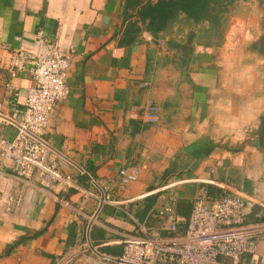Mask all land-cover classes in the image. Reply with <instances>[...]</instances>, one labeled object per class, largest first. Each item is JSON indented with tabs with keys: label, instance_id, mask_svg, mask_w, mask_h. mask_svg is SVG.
I'll return each instance as SVG.
<instances>
[{
	"label": "crops",
	"instance_id": "obj_1",
	"mask_svg": "<svg viewBox=\"0 0 264 264\" xmlns=\"http://www.w3.org/2000/svg\"><path fill=\"white\" fill-rule=\"evenodd\" d=\"M148 1L0 0V139L17 136L34 85L28 66L10 76L12 51L34 52L39 37L55 42L70 63L68 95L39 138L72 180L45 187L36 172L19 178L13 162L0 160V264L80 263L89 244L120 256L139 224L166 227L146 215L170 194L176 211L201 190L209 200L259 194L263 202L262 149L247 134L261 122L264 95L228 40L236 10L197 24L179 13L152 34L139 16ZM148 101L160 108L154 124L145 120ZM127 168L139 176L121 187ZM257 243L264 248V236Z\"/></svg>",
	"mask_w": 264,
	"mask_h": 264
},
{
	"label": "built area",
	"instance_id": "obj_2",
	"mask_svg": "<svg viewBox=\"0 0 264 264\" xmlns=\"http://www.w3.org/2000/svg\"><path fill=\"white\" fill-rule=\"evenodd\" d=\"M27 66L34 85L27 92L17 136L12 141L0 139V160L13 162L19 178L36 172L42 186L68 188L71 178L48 161L50 150L35 137L39 138L48 127L55 106L68 95L69 59L55 42L39 37L34 52L12 51L10 76L16 77ZM159 113V106L146 102L144 116L148 123H156ZM138 176L137 168L121 170V187L135 182ZM3 199L0 197V201ZM254 204L241 195L209 200L201 190L185 218L177 213L176 197L170 194L162 207L152 208L146 215L147 219L165 221L166 227L158 229L144 221L138 225L137 235L123 238L120 256L94 250L100 255L97 256L86 248L80 263H72L74 256H71L61 264H264V248L259 249L257 243V238L264 236V214L258 212L249 221ZM182 226L186 230L180 235L178 230Z\"/></svg>",
	"mask_w": 264,
	"mask_h": 264
},
{
	"label": "trees",
	"instance_id": "obj_3",
	"mask_svg": "<svg viewBox=\"0 0 264 264\" xmlns=\"http://www.w3.org/2000/svg\"><path fill=\"white\" fill-rule=\"evenodd\" d=\"M221 0H154L148 1L139 13L140 21L147 22L145 32L158 33L163 31V24L166 21L174 20L179 13H185L194 23L201 22L204 17L211 21L217 20L218 15L224 11ZM156 196L146 198V210L155 201ZM191 205L179 203L177 213L185 218L189 216ZM186 226L179 228L178 233L184 234Z\"/></svg>",
	"mask_w": 264,
	"mask_h": 264
},
{
	"label": "rangeland",
	"instance_id": "obj_4",
	"mask_svg": "<svg viewBox=\"0 0 264 264\" xmlns=\"http://www.w3.org/2000/svg\"><path fill=\"white\" fill-rule=\"evenodd\" d=\"M235 10L236 14L234 15V18L232 17L228 23V26H235L231 32L230 30L228 31V40L229 42H233V48H236V51L240 52V54H242V56L244 57V61L241 63V66H243L242 68L244 69L250 66L255 69L252 70L256 73V78L259 82L258 88L261 89L262 78L260 77L258 68H260L262 61L254 57L249 51L250 44L253 43L256 37V27L258 24L259 14L255 9L254 2H252L251 0H238V6H236ZM236 31H238V36L236 42H234V39L232 38L235 37ZM258 94H261V92ZM255 128V126H252V132L250 131V129V132L248 131L249 133L247 132V135H249L250 137H257ZM258 195L259 194L254 197L252 196V200L254 201V203H257V206H259L260 208L259 210L264 212V197L262 198V202L258 198ZM260 204L262 206H260Z\"/></svg>",
	"mask_w": 264,
	"mask_h": 264
},
{
	"label": "flooded vegetation",
	"instance_id": "obj_5",
	"mask_svg": "<svg viewBox=\"0 0 264 264\" xmlns=\"http://www.w3.org/2000/svg\"><path fill=\"white\" fill-rule=\"evenodd\" d=\"M254 2L255 9L259 14L258 24L256 27V37L252 44H250V53L260 59L262 64L259 69L260 77L262 78L261 94L264 95V0H251ZM221 5L224 8L222 17L228 16L238 6V0H221ZM216 20H214L215 22ZM257 144L262 149V164L264 166V115L256 130Z\"/></svg>",
	"mask_w": 264,
	"mask_h": 264
},
{
	"label": "water",
	"instance_id": "obj_6",
	"mask_svg": "<svg viewBox=\"0 0 264 264\" xmlns=\"http://www.w3.org/2000/svg\"><path fill=\"white\" fill-rule=\"evenodd\" d=\"M17 127H19L18 125H17ZM38 141H40L41 143H43L50 151H52V152H54V153H56L55 152V150H53L50 146H48L45 142H43L42 140H40L39 138H37V137H35ZM58 156H60V155H58ZM62 159H63V157L62 156H60ZM102 200H103V198H101V202H102ZM101 207V205L99 206V208ZM90 226H91V224L89 225V228H90ZM89 247H90V249L94 252V254L95 255H97V256H100L99 254H97L95 251H94V249L92 248V246H91V244H89ZM106 259H109V258H106Z\"/></svg>",
	"mask_w": 264,
	"mask_h": 264
}]
</instances>
